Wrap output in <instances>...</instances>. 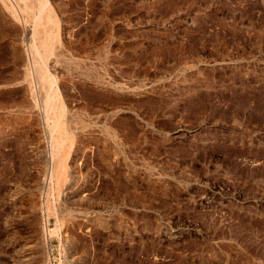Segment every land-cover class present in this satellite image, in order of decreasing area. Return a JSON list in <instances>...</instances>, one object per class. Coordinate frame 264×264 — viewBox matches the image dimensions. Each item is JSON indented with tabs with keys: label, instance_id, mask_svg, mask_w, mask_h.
Masks as SVG:
<instances>
[{
	"label": "rangeland",
	"instance_id": "rangeland-1",
	"mask_svg": "<svg viewBox=\"0 0 264 264\" xmlns=\"http://www.w3.org/2000/svg\"><path fill=\"white\" fill-rule=\"evenodd\" d=\"M39 6L0 0V264H264V0H47L49 51Z\"/></svg>",
	"mask_w": 264,
	"mask_h": 264
},
{
	"label": "bare ground",
	"instance_id": "bare-ground-1",
	"mask_svg": "<svg viewBox=\"0 0 264 264\" xmlns=\"http://www.w3.org/2000/svg\"><path fill=\"white\" fill-rule=\"evenodd\" d=\"M30 1V0H29ZM46 2H47V0H40V6H39V14L38 15H36L35 17H33V21L35 22V29H34V31H33V34L34 35H38V37L40 36V38H41V40H40V42H41V44L44 46V48H45V50L46 51H49V49H50V40H51V38H52V33H51V31H49V29L47 30V28H45L46 26H44L43 25V19H45V22L47 23H49V22H51V17H49V14L47 13V14H44L42 11H44L45 12V7H46ZM26 4V3H25ZM29 4V3H28ZM27 4V5H28ZM47 9V8H46ZM43 13V14H42ZM44 17V18H43ZM53 24V23H52ZM42 25H43V28H42ZM47 25V24H46ZM49 26V25H48ZM43 31V35H41L40 33H42V31ZM43 48V47H42ZM51 51V50H50ZM43 52V51H42ZM46 54V53H45ZM36 69V68H35ZM48 81V80H47ZM53 107H55L56 108V112H57V118L59 119V117L61 116V106L58 104V103H54L53 104ZM47 109V108H46ZM60 115V116H59ZM59 116V117H58ZM63 117V116H62ZM57 124V123H56ZM54 125V124H53ZM60 156V155H59ZM64 156V155H63ZM60 160V159H59ZM60 169V168H59ZM56 171H59L58 170V168L56 167ZM49 174V173H48ZM65 175V174H64ZM50 178V177H49Z\"/></svg>",
	"mask_w": 264,
	"mask_h": 264
}]
</instances>
